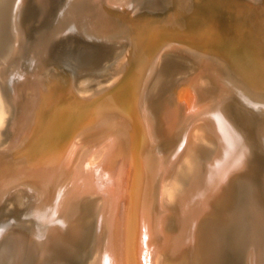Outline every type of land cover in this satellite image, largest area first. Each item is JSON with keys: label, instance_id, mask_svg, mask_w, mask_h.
Masks as SVG:
<instances>
[{"label": "bare ground", "instance_id": "bare-ground-1", "mask_svg": "<svg viewBox=\"0 0 264 264\" xmlns=\"http://www.w3.org/2000/svg\"><path fill=\"white\" fill-rule=\"evenodd\" d=\"M30 1L36 29L51 15L46 0H0V119L7 111L2 106L6 77L24 48ZM173 2L164 18L120 24L130 39L129 65L113 85L91 94L77 90L68 73L49 78L53 88L45 118L35 119L27 148L13 151L0 170V192L14 180L27 179L35 201L30 209L34 220L21 224L25 233H12L0 213V264H59L60 244L69 242L59 229L87 198L98 221L94 223L106 233L103 248L97 254L96 248L87 264H264V165L248 160V146L223 118L225 107L201 103L177 149L166 156L154 149L159 133L142 98L158 51L165 42L181 41L215 51L226 63L228 83L264 103V20L247 7L234 6L224 31L203 18L177 21L190 0ZM154 4L145 6L153 10ZM182 91L179 98L186 100L194 93L192 88ZM240 169L245 174L226 183ZM187 225L185 244L180 245L178 231ZM83 243L69 246L81 252Z\"/></svg>", "mask_w": 264, "mask_h": 264}, {"label": "rangeland", "instance_id": "rangeland-1", "mask_svg": "<svg viewBox=\"0 0 264 264\" xmlns=\"http://www.w3.org/2000/svg\"><path fill=\"white\" fill-rule=\"evenodd\" d=\"M64 1L46 0V8L51 15L49 14L50 16H47L36 29L35 15H32L33 2H27V5L30 4L26 5V10L31 13V18L26 23L28 26L24 48L15 65L16 68L14 67L6 77L7 101L2 106L6 105L7 111L0 119V170L4 168L5 163L10 162L13 151H24L27 148L30 136L33 134L31 130L35 119L41 114L39 121L42 122L45 118L49 110L46 101L51 96L48 92L53 88L52 79L49 80V78H59L68 73L70 81L74 82L73 85L77 90L91 94L113 85L129 65L130 39L126 31L119 29L120 24L145 22L150 17L164 18L172 11L174 5L173 0H130L123 5H115L109 0ZM149 1L155 2L153 10L145 6ZM234 6L247 7L251 15H257L258 19L264 20V0H190V5L185 7V11L180 12L174 19L179 21L185 18L188 21H194L203 18L209 20L217 29L221 27L224 30V24L233 19ZM262 30L264 34V28ZM180 42L164 43L153 60L142 88V98L144 97V103L147 109L149 108L148 113L153 121L154 130L156 129L155 133H159L158 136L155 134L157 143H154L155 146L153 144L154 149L156 148L158 153L170 156L177 149L188 120L194 116L193 110H197L201 103L208 106L217 105V107H225L224 117H222L227 120L228 127L232 129L234 136L238 137L245 147L248 146L249 149L246 148L249 153L248 160L253 161L257 167L263 166L264 103L248 98L240 88L228 83L226 63L215 51L210 52L205 48L195 49ZM204 50L207 51L206 56ZM190 86L191 92H194L191 98H195H192V101L190 97H187L189 100L179 98L183 92L182 89H191ZM186 108L190 110L188 113ZM22 148L23 150H20ZM155 151L153 155L157 153ZM206 159L211 162L212 157L209 156ZM206 159L205 162H207ZM238 172L239 170L228 175L226 183L235 179V176L242 177L246 171L241 170L242 174ZM13 184L17 186L16 189H13L15 187ZM28 184L27 179L14 180L6 184V188L0 192V213L6 220L5 227L15 234L25 233L21 224L34 220L30 215L31 206L35 202L34 192ZM25 190L26 194H24ZM27 194L28 197H26ZM13 199L17 204L13 203ZM81 202L77 204L81 211L75 216L70 215L66 226L59 231L67 233L69 242L79 243V246L84 242L85 247L79 252L71 248L69 242L60 244L63 251L60 252L59 264H78V262L87 264V261L95 254V249L97 248V254L104 246L106 233L105 230L99 231L98 224L94 223L98 221L96 215L92 214L91 201L87 198ZM188 226H183L181 231H178V235L183 238L180 245L185 244L183 243L186 241H184V235L186 236L189 230ZM99 242L101 246H98ZM176 255L173 254L169 258H174Z\"/></svg>", "mask_w": 264, "mask_h": 264}]
</instances>
